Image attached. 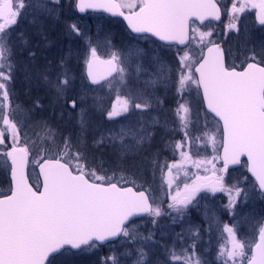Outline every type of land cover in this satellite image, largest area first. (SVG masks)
I'll return each mask as SVG.
<instances>
[{
	"label": "snow or ice",
	"instance_id": "obj_1",
	"mask_svg": "<svg viewBox=\"0 0 264 264\" xmlns=\"http://www.w3.org/2000/svg\"><path fill=\"white\" fill-rule=\"evenodd\" d=\"M59 5L61 0H0V172L10 176L7 193H0V264H70L68 258L78 252L105 245L111 251L116 247L114 241L126 246L121 255L131 257V264H212L204 253L210 250L214 234L219 241L216 264H264V220L253 224L236 211L238 203H246L250 196L264 199V54L258 59L253 51L239 65L229 66L224 50L212 39L213 22L225 15L230 31H239V15L246 10H254L259 25L264 26V0H231L229 8H223L221 0H76L75 7L81 13L91 9L122 17L138 39L155 38L153 43L161 41L169 50L184 46L175 48V68L154 57L155 78L145 81L146 86L163 84L173 90L178 130L183 133L181 140L166 145L173 155L179 154L178 160L160 163L158 153L151 157L153 175L157 169L161 173L159 197L152 194L151 186L139 184L123 172L109 175L102 163L91 166L70 137L57 145L56 133L46 122H37L40 132L29 136L33 109L13 100L16 65L12 36L21 19L31 15L35 23L40 17L57 13ZM67 29L69 35L75 33L87 41V80L92 85L105 81L116 94L110 109H104L100 98H94L93 107L118 125L95 143H110L121 155L142 150L139 146L151 141L147 125L159 120L145 119L154 107L151 94L146 89L133 91L126 79L131 75L126 65L140 50L126 54L113 51L103 59L98 52L100 42L94 45L76 23ZM18 38L21 44L28 43L23 32ZM139 72L137 65V79ZM43 79L58 100L78 109L84 132L88 122L85 96L80 95L79 105L76 98L68 97L71 81L66 72L54 80L45 74ZM125 89L126 94H122ZM193 89L202 95L206 108L204 130L198 135L193 131L192 111L185 98ZM156 104L163 101L157 98ZM118 117L127 123L117 121ZM209 119L213 128L208 126ZM208 147L211 155H200V149L206 152ZM193 149L197 158H193ZM242 157H246L243 162ZM30 164L39 168L42 183H30ZM233 165H241L255 178L251 189L244 186L247 176L237 183L225 182ZM189 166L196 171L190 172ZM181 174L185 179L180 180ZM218 192L228 197L223 207L231 222H222L205 204L207 227L193 223L190 210L199 211L201 201ZM137 217L150 218L152 229L147 235L139 231ZM164 217L170 226L181 224V231L169 234L164 228L158 229ZM243 224L249 225V233L240 232ZM204 234H208L209 245L202 249ZM168 235L170 241L165 240ZM158 249L161 254L154 258ZM101 261L122 264L115 252L101 257Z\"/></svg>",
	"mask_w": 264,
	"mask_h": 264
},
{
	"label": "rangeland",
	"instance_id": "obj_2",
	"mask_svg": "<svg viewBox=\"0 0 264 264\" xmlns=\"http://www.w3.org/2000/svg\"><path fill=\"white\" fill-rule=\"evenodd\" d=\"M76 0H61V5L58 7V12L50 16L40 17L37 22L33 23L31 15L21 19L13 33V60L16 65L14 73V81L12 90L14 91L13 100L20 103L25 109H35L34 103H40L44 106V110L40 114L45 117L51 113L52 117L57 119V123L63 127H70L71 134L69 137L73 141L74 147H79L80 150L87 145H93L95 152L94 166L103 164L111 175L115 171L118 175L123 172L125 176L131 177L139 184L151 186L152 194L161 196V173L157 169L153 175L151 157L153 154H159L160 163L165 161L171 162L179 159V154L173 155V151L166 147L170 142L181 140L183 133L178 130L179 121L175 115L176 96L172 89L165 88L163 84H157L155 87L146 86L145 81L155 78L157 72V64L154 57H159L161 60L169 64L172 68L176 67L175 48L169 50L157 42L152 40H143L131 36L125 38L117 36L120 43H113V32L117 26V21H113L104 15H87L79 16L75 11ZM228 0H221L222 7H226ZM76 23L81 32L91 38V42L95 45L100 42L98 50L102 58L107 59L111 52L119 51L126 54L128 50L139 49L138 56L133 55L131 63L127 64V72L131 75L126 76L129 87L135 91L136 89H146L147 93L151 94L154 107L149 114H146L145 119L151 120L155 117L159 120L158 124L147 125L152 133L151 141L145 142L139 146L142 150H132L121 155L115 151L110 143L96 144L101 136L107 137L109 129L113 128L116 121L107 120L104 113L93 107L94 98H100L104 109H110L111 104L115 100V91L106 86L92 88L88 85L85 78V58L88 47L87 41L77 36L75 33L69 35L67 26ZM239 31L227 30L228 40L226 43V52L229 63L239 65L245 56L256 52L258 59L264 54V29L256 27L251 16V10H246L239 15L237 23ZM24 33L28 43L23 45L20 43L18 34ZM218 29L214 28L212 39L216 40ZM220 34V32H219ZM110 43H107L109 42ZM30 53H34L32 56ZM139 65L140 72L138 79L136 78V67ZM67 73L71 86L68 89V97L76 98L79 105L80 95H84V106L87 109V126L84 132H81L80 117L78 109L70 108L63 100H58L53 91L49 88L47 82L43 79L46 74L50 80H54L58 75ZM27 73V77L25 75ZM126 89L122 90V94H126ZM157 98L163 101L162 105H157ZM185 98L189 102L192 111V119L194 121L193 131L195 134H200L204 130L206 117L203 108L201 96H198L193 89L192 92L186 93ZM165 102V103H164ZM33 114V112H32ZM210 118V116L208 115ZM117 121L127 123L124 117L116 118ZM135 120V117L133 118ZM44 122V120H42ZM198 121V122H197ZM166 125V126H165ZM209 128H213L214 124L209 119ZM76 143V145H75ZM212 149L208 147L207 151L200 149V155H211ZM193 158H197L195 149H193ZM220 165L217 164V167ZM190 172H195L196 169L189 166ZM247 176L246 168L240 167L226 174L225 182L227 184L237 183ZM29 177L32 184H39V179L34 165L29 166ZM248 177V176H247ZM185 179L181 174L180 180ZM8 180V184H7ZM179 183V181L177 182ZM253 181L248 177V181L244 184L246 188L251 189ZM7 186V187H6ZM182 186V185H181ZM9 176L0 172V193H7L9 189ZM165 192L167 186H164ZM201 195H204L203 193ZM167 202V196H163ZM228 197L225 193L218 192L214 196L208 195L206 200H202L200 210L193 208L190 210V219L193 223L207 227L204 223L203 211L204 205L207 204L209 210H215L217 216L222 222H231L232 218L228 215L223 205L227 203ZM166 206V203H165ZM237 214L241 217H248L251 223L264 220V199L258 196H250L249 200L244 203L240 202L237 205ZM140 225L139 231L144 235L152 229L150 218L136 222ZM186 226V223H185ZM164 228L171 234L181 231V224L171 225L167 217L161 218L158 229ZM251 231L248 224H243L240 228L241 233H249ZM156 239H160L159 232ZM171 236H165V240L170 241ZM219 241L214 234L212 236L210 250L205 252V257L216 264L214 259L215 252ZM209 245L208 234H204V241L201 243V248ZM125 245H116L110 251L108 246L107 256L115 252L122 261V264H131V257H124L119 251L124 252ZM127 247H131L128 245ZM161 254V250H156L153 254L154 258ZM101 252L99 249L91 252H78L68 258L70 264H102Z\"/></svg>",
	"mask_w": 264,
	"mask_h": 264
},
{
	"label": "trees",
	"instance_id": "obj_3",
	"mask_svg": "<svg viewBox=\"0 0 264 264\" xmlns=\"http://www.w3.org/2000/svg\"><path fill=\"white\" fill-rule=\"evenodd\" d=\"M117 36L122 37V38H125V36H128V33L126 32V30L124 29L122 23H120V22H117V26H116V28H115V30L113 32V37H112V42L113 43H115V42L120 43L119 40L117 39ZM38 104H39V107H35V109L33 110V114H32L33 121L31 122L32 126L28 127L29 136L35 137V134L37 132H40L41 126L37 122H40V121L44 120V122H46L47 125L55 131L56 135H55L54 139H55L56 144L57 145H62L64 138L65 137H69V134H71L70 127H63L62 125L57 123V119L52 117L51 113H50V115L48 114L47 117H45L44 115L42 116L40 114V112H42V110H44V106L42 104H40V103H38ZM35 105H37V103H34V106ZM75 145H76V143H75ZM81 151L88 158L89 164L91 166L95 167L93 165L95 163L94 160L96 159L95 158V152H98V151L94 149V146L89 144L87 146H84V148ZM96 166H98V165H96ZM7 184H8V180H7ZM143 220H147V218L143 219ZM141 221L142 220H139L137 222H141ZM119 244H120L119 242L115 243V245H117V246ZM107 248H108V246L103 247V248H99L102 257L107 256V253H106ZM119 252L121 254L123 253L122 251H119Z\"/></svg>",
	"mask_w": 264,
	"mask_h": 264
},
{
	"label": "water",
	"instance_id": "obj_4",
	"mask_svg": "<svg viewBox=\"0 0 264 264\" xmlns=\"http://www.w3.org/2000/svg\"><path fill=\"white\" fill-rule=\"evenodd\" d=\"M75 4H76V2H75ZM75 11H76V13H77L79 16H86L87 14H101V15H105V16L109 17L110 19L122 21L123 24L125 25L126 29H127L126 22L123 21L122 17H113V16H111V15L108 14V13L100 12V11H93V10H91V9L87 10V11L84 12V13H81V12H79V10H78L76 7H75ZM221 20H222V19H221ZM255 20H256V17H255ZM220 22H221V21H214L213 23L216 24V25H218V24H220ZM256 23L259 25V23H258L257 20H256ZM259 26H260V25H259ZM227 30H228V29H226V31H227ZM127 31L129 32V34H130L131 36L136 37V34L131 33L130 30H128V29H127ZM152 39L154 40L155 38H152ZM225 40H226V38H225ZM225 40L220 44V46H221L222 49H223V44H224ZM156 42H158L159 44L163 45V42H161V41L156 40ZM175 47L181 48V47H184V46L176 45ZM85 78H86V80H87V76H86V67H85ZM87 82H88V84H89L91 87H93V88L99 87V86L103 85L104 83H106L105 81H102V82H101V85H92L88 80H87ZM201 98H202V95H201ZM202 102H203V101H202ZM204 110L206 111V108H205V107H204ZM209 115L211 116V114H209ZM244 160H246V157H242V162H243ZM240 167H241V165H233V166H230L229 171H232V170L238 169V168H240ZM36 171H37V174H38V177H39V181H40V183H42V177L39 176V168H38V167H37ZM229 171H228V172H229ZM247 175H248V176L254 181V183H255V178L251 176V173H248V172H247ZM9 179H10V176H9ZM143 218H146V217H137V218H134V219H135V220H139V219H143ZM115 242H117V241H114L113 243H115ZM105 246H107V245H105ZM101 247H104V246H101Z\"/></svg>",
	"mask_w": 264,
	"mask_h": 264
},
{
	"label": "flooded vegetation",
	"instance_id": "obj_5",
	"mask_svg": "<svg viewBox=\"0 0 264 264\" xmlns=\"http://www.w3.org/2000/svg\"><path fill=\"white\" fill-rule=\"evenodd\" d=\"M230 4H231V0H228V4H227L228 8L230 7ZM223 8H226V7L224 6ZM251 16L253 18V21H254L256 27H258V29H264V26L261 27V26L257 25L256 20H255V11L254 10H251ZM227 23H228V17L225 15V16H222V21L220 24H218V25L213 24V26L215 29L216 28L218 29V33H217L216 40H215L218 44H221L226 38V41L223 44V50H224L225 57H226V63L229 66H231L233 64L229 63V61H228V58H227L228 55H227L226 46H225L227 43V40H228V34H226ZM201 28H203V26H201ZM219 32H220V34H219Z\"/></svg>",
	"mask_w": 264,
	"mask_h": 264
}]
</instances>
